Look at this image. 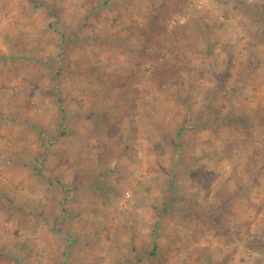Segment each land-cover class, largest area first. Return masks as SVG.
Wrapping results in <instances>:
<instances>
[{"label":"rangeland","instance_id":"rangeland-1","mask_svg":"<svg viewBox=\"0 0 264 264\" xmlns=\"http://www.w3.org/2000/svg\"><path fill=\"white\" fill-rule=\"evenodd\" d=\"M161 2L153 4L150 18L144 20L145 26H151V35L144 37L143 22L135 21V38L130 44L135 41L136 49L122 56L133 67L124 66L127 70L123 69L121 77H135L139 85L135 100L124 101L115 115L127 111L132 116L123 123V132L114 126L112 133L97 136L101 144L106 137H115L117 152L99 144L95 154L104 151L99 155L102 159L109 161L115 155L113 160L132 163L103 165L104 174L113 173L114 179L110 187H99L101 197L87 198V211L96 214L89 209L98 208V201L101 208L123 207L104 213L109 229L98 230L104 238L118 242V246L109 245L110 251L126 255L118 264H264V0ZM38 20L23 27L41 32ZM49 24L50 30H60L57 21ZM149 38L151 52H139L138 45L148 43ZM93 39L103 43L110 38ZM82 42L71 40L80 47ZM81 50L86 63H97L83 73L65 56L53 59L47 55L45 59L42 55L54 73L46 87L57 97L64 98L68 89L57 88L63 76H68L66 80L99 77L97 66L104 60L97 58L103 54L94 58L88 50ZM32 55L23 54L18 61L29 62ZM41 90L44 93L43 86ZM43 99L45 109L48 103ZM56 103L60 110L69 108L68 103L73 109L80 108L76 97ZM3 109L0 105V115L5 116ZM56 130L33 132L42 138L51 134L56 140L60 139ZM77 138L71 132L63 140ZM67 198L71 203L67 201L69 206L57 214L62 221H75L82 211L72 206L82 198ZM57 214L50 216L57 220ZM16 215L20 214L12 208L0 214L1 235L12 239L32 235L29 229H21L22 220L32 215L44 218L28 212L17 221ZM123 239L127 243L122 244Z\"/></svg>","mask_w":264,"mask_h":264},{"label":"crops","instance_id":"crops-1","mask_svg":"<svg viewBox=\"0 0 264 264\" xmlns=\"http://www.w3.org/2000/svg\"><path fill=\"white\" fill-rule=\"evenodd\" d=\"M7 1L2 0L0 3V105H3L6 113V117L0 115L3 119H0V214L11 212L12 208L16 214H20L15 217L17 221L22 219V214L28 212L42 214L44 218L38 220L39 216L32 215L30 220H22L21 229H29L32 235H17L12 239L0 233V264H118L126 255L110 251L109 245L113 243V246H118V242L109 241L98 230L109 229L105 224L110 223L103 221L104 213H115L118 211L115 209L123 207L107 205L109 208H101L102 203L98 201L95 203L98 208L93 206L89 209L94 213L97 211L92 214L87 211V198L101 197L100 186L110 187L114 174L106 176L104 166L132 162L113 160L117 152L112 140L115 137H106L101 144L97 136L101 132L112 133L114 126H120L119 132H123V123L132 116L127 111L119 116L115 115L124 101L135 100V86L139 85V80L135 77H121L125 75L123 71L126 68L133 67L122 56L123 53L126 55L136 49L133 44L135 41L130 44L136 32L133 23L143 22L140 25L142 34L149 37L151 26H145L144 20L150 18L153 4L162 2L9 0L7 4ZM35 20L41 22V32L34 31L35 28L32 27H23L28 23L33 25ZM54 20L60 30H55V27L50 30L49 23ZM106 36L110 39L103 43L93 39L95 37L103 40ZM72 39H82V46L71 44ZM147 42L138 45L137 50L149 54L150 38ZM81 48L88 50L94 58L102 53L103 57H98L97 61L102 59L104 63L97 67L102 73V68L113 71H104L103 77L100 72L99 77H87L88 80L78 77H69L66 80L68 76H63L58 80L57 88L62 85L68 89L64 92V98L59 95L57 97L56 93L46 87L50 79L54 80V73H50L49 65L44 60L47 55H51L53 59L65 56L75 64V70L83 73L97 63L90 60L86 63ZM27 53L35 54L30 58L31 61H18L21 55ZM42 79L46 81L41 82ZM73 85L78 89L71 88ZM40 86H43L45 94L40 91ZM108 86H113L114 89H107ZM43 97L48 103L45 104V109ZM72 97L80 101V108L73 109L69 103V108H58L56 101L63 103L65 100H73ZM9 112L13 114L10 119ZM40 117L42 121H39ZM33 129H41L42 133H51V130L57 129L60 139L55 140L56 137L51 134L42 138ZM71 132H75L78 138L64 141L65 135ZM99 144L104 148L113 147L115 155L112 160L108 161L99 156L104 151L95 154L98 153L95 150L99 149ZM71 195L74 200L75 197L82 198L72 206L74 210L78 209V213H82L75 221L66 218L62 221L63 217L57 213L64 205L71 203L67 198ZM122 204L124 201L120 202L121 206ZM53 212L57 214L55 218L59 219H52L50 215ZM123 240L122 244L127 243L126 239ZM108 251L110 252L107 253Z\"/></svg>","mask_w":264,"mask_h":264},{"label":"trees","instance_id":"trees-1","mask_svg":"<svg viewBox=\"0 0 264 264\" xmlns=\"http://www.w3.org/2000/svg\"><path fill=\"white\" fill-rule=\"evenodd\" d=\"M210 53H211V51H210ZM179 144H181V142H179ZM155 248H156V247H155V246H153V250H154V251H153V252H151V253H152V255H154V253H155Z\"/></svg>","mask_w":264,"mask_h":264}]
</instances>
